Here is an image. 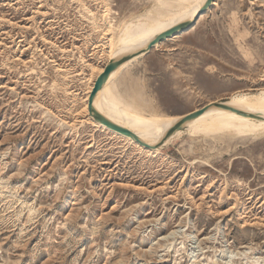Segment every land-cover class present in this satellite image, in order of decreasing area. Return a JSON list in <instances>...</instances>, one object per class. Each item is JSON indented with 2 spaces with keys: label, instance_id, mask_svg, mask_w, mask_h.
Listing matches in <instances>:
<instances>
[{
  "label": "rangeland",
  "instance_id": "374dc122",
  "mask_svg": "<svg viewBox=\"0 0 264 264\" xmlns=\"http://www.w3.org/2000/svg\"><path fill=\"white\" fill-rule=\"evenodd\" d=\"M158 1L0 0V264H264L263 131L183 129L152 154L84 111L106 24L116 36ZM117 85L164 117L260 93L264 0H217Z\"/></svg>",
  "mask_w": 264,
  "mask_h": 264
},
{
  "label": "bare ground",
  "instance_id": "6f19581e",
  "mask_svg": "<svg viewBox=\"0 0 264 264\" xmlns=\"http://www.w3.org/2000/svg\"><path fill=\"white\" fill-rule=\"evenodd\" d=\"M207 0H159V8L155 11H149L146 15H139L135 19H128L118 28V34L115 36L116 28L111 23L106 24L103 29V35L107 37V61L103 66L94 67L89 65L93 71V82L88 88L87 96L84 99V111L87 118L96 127L105 132L125 139L130 145L137 146L141 151H147L152 154L159 153L160 149L166 146L176 137L182 135V130L187 129L190 136H208L211 134H247L264 132V88L258 94L242 93L233 94L228 102H210L208 110L199 117L186 122L182 128L175 130L157 149H148L141 146L129 137H125L106 126L100 124L93 116L89 115V97L93 91L97 78L105 72L106 66L113 60L128 58L116 71H114L107 83L97 94L94 100V108L112 122L123 126L136 133L144 142L151 146L160 144L178 122H180L188 113L174 117H164L154 113H143L139 106L134 105V98L131 94L124 95L118 89V78L139 58L148 55L152 50L160 48L161 44H156L151 51H148V45L157 36L168 30L192 23L199 10L204 6ZM178 2L177 9L174 10L172 5ZM216 2L213 4V6ZM173 5V6H175ZM105 16V15H104ZM177 31L176 34L165 39L170 41L177 36L186 32ZM118 42L115 44V42ZM105 42V43H106ZM104 44V43H103ZM106 45V44H105ZM97 48V47H96ZM141 53L139 56L138 54ZM239 92V91H238ZM139 93V92H138ZM136 91L137 98L140 97ZM135 96V95H134ZM140 100V98H139ZM140 104V103H139ZM145 104V103H144ZM217 104L237 110L221 107ZM198 110V109H197ZM150 112H152L150 110ZM184 132V131H183ZM213 136V135H212ZM210 137V136H209Z\"/></svg>",
  "mask_w": 264,
  "mask_h": 264
},
{
  "label": "water",
  "instance_id": "95a60500",
  "mask_svg": "<svg viewBox=\"0 0 264 264\" xmlns=\"http://www.w3.org/2000/svg\"><path fill=\"white\" fill-rule=\"evenodd\" d=\"M217 0H207L206 3L204 4V6L199 10L195 20L188 24V25H180V26H176L170 30H168L167 32L157 36L154 40H152L150 42V44L148 45V51H151V49L154 48V46L156 44H161L163 43V41L169 37H171L172 35L176 34L177 31L179 30H184L185 26H187L186 28V31L190 30L191 28H193L197 23L198 21L201 19L202 16H204L212 7H213V4L216 2ZM141 53L138 54V56L140 55ZM126 60H128V58H123L121 60H113L111 61L105 68V72L100 75L96 82H95V85H94V88H93V91L89 97V115L90 116H93L95 118V120L97 122H99L100 124L106 126L107 128L125 136V137H129L131 139H133L135 142L139 143L141 146H144L145 148H148V149H157L159 147H161L166 139L177 129H180L182 128V126L192 120V119H195L197 117H199L200 115H202L203 113H205L207 110H208V106H204L203 108L201 109H198V110H195L193 112H190L188 113L180 122H178L171 130H169L167 132V135L165 137V140H163L160 144L156 145V146H151L149 144H147L146 142H144L136 133H134L133 131L123 127V126H120L114 122H112L111 120L107 119L105 116H103L101 113L97 112L94 108V100L95 98L97 97V94L99 93V91L103 88V86L107 83V81L109 80V77L110 75L116 71ZM221 107H224V108H227V109H230V110H233L235 112H239L237 110H234L232 108H229L227 106H225L224 104H217Z\"/></svg>",
  "mask_w": 264,
  "mask_h": 264
},
{
  "label": "crops",
  "instance_id": "0c3cea01",
  "mask_svg": "<svg viewBox=\"0 0 264 264\" xmlns=\"http://www.w3.org/2000/svg\"><path fill=\"white\" fill-rule=\"evenodd\" d=\"M145 66L148 72H151L158 77V80L156 82L159 85L161 86L163 85V87L165 88L166 81H167V84L170 85L171 83V63L170 61L166 62V57H163V59L161 57L149 58L146 61ZM148 84H151V82Z\"/></svg>",
  "mask_w": 264,
  "mask_h": 264
}]
</instances>
